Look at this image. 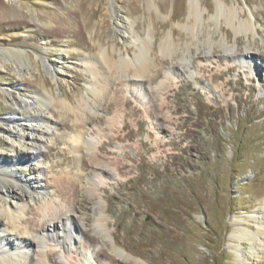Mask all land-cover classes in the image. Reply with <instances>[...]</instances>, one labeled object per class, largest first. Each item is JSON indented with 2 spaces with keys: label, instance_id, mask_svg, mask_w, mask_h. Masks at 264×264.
I'll list each match as a JSON object with an SVG mask.
<instances>
[{
  "label": "rangeland",
  "instance_id": "rangeland-1",
  "mask_svg": "<svg viewBox=\"0 0 264 264\" xmlns=\"http://www.w3.org/2000/svg\"><path fill=\"white\" fill-rule=\"evenodd\" d=\"M218 1L235 11L231 23L211 18ZM196 2L200 19L192 28L186 0H0V48L20 51L18 60L0 55V185L8 180L21 195L0 188V235L9 247H25L30 264L37 247L25 242L47 234L46 226L29 235L8 232L1 195L24 207L21 226L40 216V203L28 192L74 210L80 229L65 251L54 244L65 237L68 227L59 223L69 213L44 217L57 236L39 247L47 264H264V246L255 250L230 238L233 219L264 217V0ZM239 21L250 30L235 35L230 26ZM164 39L176 44L171 56L160 49ZM142 46L153 69L114 80L104 107L94 106L89 64L98 71L99 53L131 58ZM39 96L54 109L58 100L80 102L85 125L69 113L42 122L33 114L34 106L45 108L38 104L14 114L8 107L13 97ZM46 111L40 112L50 116ZM12 127L28 138L19 140ZM77 134L87 136L91 151L101 141L96 152L109 163V175L99 168L87 180L82 163L90 150L76 151L71 138ZM66 176L97 188L103 241L91 230L85 193L78 207L68 189L65 198L56 192L54 177L64 184Z\"/></svg>",
  "mask_w": 264,
  "mask_h": 264
},
{
  "label": "bare ground",
  "instance_id": "bare-ground-1",
  "mask_svg": "<svg viewBox=\"0 0 264 264\" xmlns=\"http://www.w3.org/2000/svg\"><path fill=\"white\" fill-rule=\"evenodd\" d=\"M224 4H222L219 1L215 3V9H214V14H213L214 16H212L211 18L213 19V17L214 18L220 17L225 22L231 23L233 20L236 19L235 18L236 17L235 11L232 9V7L226 6ZM199 13L200 12L198 10L196 0H186V14H187L186 17H187V20L191 22L192 28L194 25L198 24V22H199L198 21V19H200ZM200 17H202V16H200ZM234 23H235V21H234ZM230 27H231V29L235 35H238L241 32H246V31L250 30V24L247 23L246 21H239V22H237L236 25L235 24L233 25V23H232V25ZM186 28H187V26H186ZM175 45L176 44H174V42H172L168 39H164L160 44V49L163 52H165L166 56H171V54H173L175 52V48H176ZM99 54L102 58L101 61H103V65H100L101 68L97 69L98 71H96V69H95L97 65L94 68L92 66V64H89L87 62L89 64V66H88L89 72L94 77V80H95L92 82V84L89 88V92L93 96L94 106H96V107L102 106L104 104V100H105L104 94H106L108 92V87L110 84H112L114 82V80H117V79L119 81L123 80L122 78L125 77L126 74H129V73L132 76L136 77V79H138V77L139 78L144 77L148 73V71L150 72V69H153V65L151 63V60L146 55L147 54L146 53V47H143V46L140 47L139 51L137 53H134V55L131 56V58L119 57L118 59H114L113 54H111L110 56L104 55L102 52ZM0 55L6 56L8 60H10V59L16 60V58L18 60V56L20 55V51H19V49L15 50V49H12L10 47H5V48H0ZM214 74H216V73H214ZM213 76H220V74H216ZM123 85H124V83H123ZM59 86H60V84H59ZM0 90H2L1 87H0ZM49 93L52 94L53 92H49ZM36 98H37L36 101H34V100L28 101L22 97H18V98L13 97V102H9L8 107L12 110L11 113L14 114L16 108H22V107H26V106L32 108V106H34L35 104H38L37 106L42 105L45 108L41 109V107L34 106L35 110H33V114L36 115L35 116L36 118H38L39 120H42V122L54 124V123H56L57 119L63 113H69L73 117H75L74 119H76L79 122V124H80L79 126L85 125V123H86L85 119L86 118H84L82 116V113L84 112L85 107L80 102H77V103L75 102L73 105H69L66 102L58 100V101H56V106H57L56 107L57 110H56V109H54L53 106H51L50 100L47 96H39ZM51 99H55V98L53 97ZM69 101H70V99H69ZM103 107H104V105H103ZM45 110H47L45 113H47L50 116L44 117V115H42V113L40 111L43 112ZM55 110L58 112V114L54 113V112H56ZM55 115H57V117ZM51 116H53V118H51ZM7 120L10 121L11 119L7 118ZM15 120L16 119H13V121H15ZM120 122L121 123L119 125V129H122L124 125H123L122 121H120ZM12 128L15 130V133L18 135L19 140L22 138L23 139L28 138V136L24 137V134H20V132L15 127H12ZM43 132L45 134H49L48 129H44ZM79 133H82V132L80 131ZM71 142L74 144V148L76 149V151H81L82 153L87 151V149H89L88 147H90V145H91L88 142L87 136H85L84 134H77V135L73 136L71 138ZM99 143L101 144V141H98V143H97L98 146H97L96 150H100V149L104 148L103 146L101 147L99 145ZM96 150H93V149H92V151L90 150V153L87 154V158L83 160V163L81 162L84 165L86 171L90 170V172H88V173L85 172L87 175V176L85 175L87 177V180H89L88 177H90L91 173H99L97 171V170H99V168H104V169H100V170H102L101 172H103L105 174V176L109 175V172H110L109 171L110 170L109 163L107 161H104L103 159H101L100 156L97 154ZM20 163H24V157L23 156H22V159H20ZM3 165H1V166L3 167ZM120 166L123 167L124 165L120 164ZM9 171H12V170L10 169ZM95 177H97V176L95 175ZM92 178H90V179H92ZM64 179H65L64 184L68 185L66 187L64 186L60 177H54V183L59 188L58 190H56V192H61L60 194L62 195L63 198H65V188L68 189L70 191V198L72 200L71 202L74 201L78 207L83 206V200L79 199L80 191H82V193H85L87 198L84 199V202L85 201L87 202V200H89V203L91 204V208L93 210V216H94V221L91 224V230L94 233H97L98 236L103 241L107 237V233L104 229V227L106 226V223L101 218L100 214L98 213L101 210V208L103 207V205L101 204V201L99 199V195L96 193L97 188L94 187L92 185V183L90 181H87V180H86V185L79 187V184L76 181L77 178H72L71 176L70 177L66 176V177H64ZM98 179H100V178H98ZM92 181H94V180H92ZM105 183H106V181H102V180L99 181V185H103ZM87 184H89V185H87ZM1 185H0V188L2 189L1 191H3L6 195H8L10 193H13V194L15 193V195L17 194L19 197H21V195L19 193L15 192V186H13L12 183L8 182V180H5ZM28 187L31 188V190H33V188L35 186L29 183ZM19 188H16V189L18 190ZM20 189L23 190L21 192H23L24 195H26V193L28 192L27 188H24V187L22 188V186ZM27 197L29 199L33 200V202H34V200H36L40 203L39 205L37 204L36 205L37 208H35L38 210L37 211L38 215H40L36 221H30V224L24 225V226L18 225V220L21 217L20 216L22 213L21 211L24 210V207L17 208V207H14L12 205H8L6 203V198H3L2 195H1V198H2L3 203L1 204V211L3 212V214H5V216L7 218V223H8L7 225L9 226V227L8 226L7 227L10 229V230H8V232L9 231L10 232L11 231H14V232L18 231V232L25 235V234H28L30 232H36L37 230H39L38 229L39 227H42L44 225L46 226L45 228L48 231L47 234H45L41 238L33 237V239L31 241L27 240L25 242V244H27V246L26 245L25 246L28 249V246H31L32 245L31 243H33L37 247V249L34 250L35 257L34 256H32L34 258L31 257V259H33V262L31 264H47L45 258H46V256H48V253L47 254L44 253V251H42L39 247L43 246V245L46 246L48 239L56 241L57 236L55 235L54 232L49 230L50 224L48 222H47L48 224H46V222H44V217L58 218L59 211L60 212L66 211L69 213L66 220L64 222L61 221V223H59V225L68 227V229L64 232L65 237L63 238L62 241H56L55 242L56 244H54V246L56 248H58V247L63 248V250L66 247V245L72 241L73 234H75L80 229V226L74 223V217L72 214V211H74V210L73 209L71 210L70 205L68 203H66L64 200H63V202L51 204V203H49L48 200L46 201L45 195L42 194V195H38V196L36 195L35 196L34 193L32 194L31 192H28ZM247 216L249 218H253V219H249V218L246 219V218L238 217V218H235L232 220V222L234 224H236L237 226L230 233V238L232 240L238 241L239 245H243L244 241H246V242L248 241L251 249H255V250L257 249L258 250L259 247L264 246V217H263V215L259 216V215H252V214L247 215ZM250 220H253V221L250 222ZM250 223L255 224V226L252 225L253 226L252 227ZM40 224H41V226H40ZM56 225H58L57 222L53 223L52 227H55ZM261 241H263V242H261ZM0 244H1L2 248H4V250L2 252H0V264H10V263H12V264H30L29 260L27 259L28 257H26V254L24 252L25 247H23L22 245L18 244V246L16 248H13L12 246L9 247L8 243L3 241V237L1 235H0ZM51 249H52V247L49 248V250H51ZM110 249L114 252L115 251L117 252V248L113 243L110 244ZM235 250L237 251L238 249L236 248ZM10 258H11V262H10ZM254 263H257V262L254 261Z\"/></svg>",
  "mask_w": 264,
  "mask_h": 264
}]
</instances>
